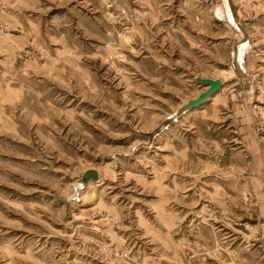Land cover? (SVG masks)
<instances>
[{"label": "rangeland", "instance_id": "1", "mask_svg": "<svg viewBox=\"0 0 264 264\" xmlns=\"http://www.w3.org/2000/svg\"><path fill=\"white\" fill-rule=\"evenodd\" d=\"M0 264H264V0H0Z\"/></svg>", "mask_w": 264, "mask_h": 264}, {"label": "water", "instance_id": "2", "mask_svg": "<svg viewBox=\"0 0 264 264\" xmlns=\"http://www.w3.org/2000/svg\"><path fill=\"white\" fill-rule=\"evenodd\" d=\"M196 83L203 85L204 87H209V89L201 93L196 99L189 100L187 104H185L184 107L181 109L180 114L201 106L211 97H213L222 87V84L219 81L213 82L211 79L196 78ZM247 106H248V100L245 102V107L247 108ZM97 179H98L97 172L89 171V172H85L82 175L78 183L84 184L88 180L96 181Z\"/></svg>", "mask_w": 264, "mask_h": 264}, {"label": "bare ground", "instance_id": "3", "mask_svg": "<svg viewBox=\"0 0 264 264\" xmlns=\"http://www.w3.org/2000/svg\"><path fill=\"white\" fill-rule=\"evenodd\" d=\"M202 79H203V78H202ZM212 81H213V82H215V81H219V82L222 84V82H221L220 80H212ZM204 89H205L204 91H206L207 89H209V87H204ZM204 91H203V92H204ZM203 92H202V93H203ZM193 100H194V99H193ZM183 107H184V105L181 106V109H182ZM180 111H181V110H180ZM184 113H186V112H184Z\"/></svg>", "mask_w": 264, "mask_h": 264}]
</instances>
